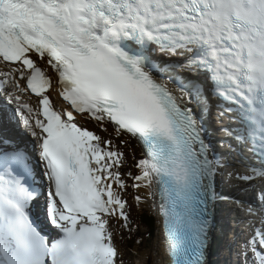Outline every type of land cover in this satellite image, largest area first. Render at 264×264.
Returning a JSON list of instances; mask_svg holds the SVG:
<instances>
[{
  "label": "snow or ice",
  "instance_id": "6c2138e0",
  "mask_svg": "<svg viewBox=\"0 0 264 264\" xmlns=\"http://www.w3.org/2000/svg\"><path fill=\"white\" fill-rule=\"evenodd\" d=\"M149 202L172 264H208L218 204L264 212V0H0V264H122Z\"/></svg>",
  "mask_w": 264,
  "mask_h": 264
},
{
  "label": "rangeland",
  "instance_id": "374dc122",
  "mask_svg": "<svg viewBox=\"0 0 264 264\" xmlns=\"http://www.w3.org/2000/svg\"><path fill=\"white\" fill-rule=\"evenodd\" d=\"M96 131L99 132L98 130ZM143 190L144 188H141V191ZM133 195V192L129 193L128 198H132ZM133 209L134 210H132L131 221H133L134 223L132 224L131 222V229H133V226L136 224V213H138L137 206H134ZM148 231L149 230H147L144 226H140L139 230H137L133 234H130L127 229H118V231L116 232L117 238L115 240V243L118 247L120 257H122V264H150V260L154 256V247L156 240L155 238H157V236L155 234L153 235V237H150V235H147ZM129 235L133 241L128 237ZM121 236L123 237L122 239L120 238ZM141 239L143 240L140 241ZM139 241L141 243L134 245L135 242Z\"/></svg>",
  "mask_w": 264,
  "mask_h": 264
},
{
  "label": "bare ground",
  "instance_id": "6f19581e",
  "mask_svg": "<svg viewBox=\"0 0 264 264\" xmlns=\"http://www.w3.org/2000/svg\"><path fill=\"white\" fill-rule=\"evenodd\" d=\"M53 98H56V92H52ZM77 120L79 123L83 124L84 126H88L91 130H97L94 128V126H90L88 122V119H84L80 114H77ZM99 133V132H98ZM102 135V133H99ZM129 196V195H128ZM132 201V199H131ZM164 233H163V225L162 222H158V227H157V238L155 240V251H154V256L150 260V264H161L163 262H166L170 255L166 251V246L163 243L164 241ZM239 240L237 241V243Z\"/></svg>",
  "mask_w": 264,
  "mask_h": 264
},
{
  "label": "trees",
  "instance_id": "16d2710c",
  "mask_svg": "<svg viewBox=\"0 0 264 264\" xmlns=\"http://www.w3.org/2000/svg\"><path fill=\"white\" fill-rule=\"evenodd\" d=\"M141 214H145V213L142 212Z\"/></svg>",
  "mask_w": 264,
  "mask_h": 264
}]
</instances>
